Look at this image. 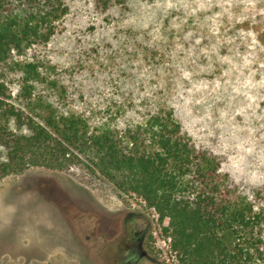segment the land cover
Instances as JSON below:
<instances>
[{"label": "rangeland", "instance_id": "374dc122", "mask_svg": "<svg viewBox=\"0 0 264 264\" xmlns=\"http://www.w3.org/2000/svg\"><path fill=\"white\" fill-rule=\"evenodd\" d=\"M67 4L51 42L22 58L53 67L62 108L124 124L173 96L188 132L228 155L223 173L264 189V0ZM142 200L85 157L0 178V264H107L101 218L124 208L149 218L160 264H178L162 243L168 219Z\"/></svg>", "mask_w": 264, "mask_h": 264}, {"label": "trees", "instance_id": "16d2710c", "mask_svg": "<svg viewBox=\"0 0 264 264\" xmlns=\"http://www.w3.org/2000/svg\"><path fill=\"white\" fill-rule=\"evenodd\" d=\"M68 13L67 0H0V178L85 157L168 219L180 264H264V189L223 173L228 155L188 132L173 96L136 122L96 123L62 108L57 80L45 75L52 66L22 60L51 42Z\"/></svg>", "mask_w": 264, "mask_h": 264}, {"label": "flooded vegetation", "instance_id": "af4514ba", "mask_svg": "<svg viewBox=\"0 0 264 264\" xmlns=\"http://www.w3.org/2000/svg\"><path fill=\"white\" fill-rule=\"evenodd\" d=\"M46 180L41 178V184L52 186V189L59 187L55 180L50 183ZM127 209H118L101 218L104 222L101 233L104 236L101 240L103 258L107 257V264H160L153 252L149 218L139 211Z\"/></svg>", "mask_w": 264, "mask_h": 264}, {"label": "built area", "instance_id": "2783aa9c", "mask_svg": "<svg viewBox=\"0 0 264 264\" xmlns=\"http://www.w3.org/2000/svg\"><path fill=\"white\" fill-rule=\"evenodd\" d=\"M142 202L144 203V206L147 205V203L144 200H142ZM150 209L154 212V215L156 216V219L158 220L159 219V214L156 212V210L154 208H150ZM162 243H164V245H167L169 247V249L172 250V248H171V237H167L166 239H163ZM176 258H177V254H176ZM177 261H178V264H180L178 258H177Z\"/></svg>", "mask_w": 264, "mask_h": 264}]
</instances>
